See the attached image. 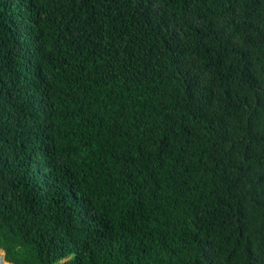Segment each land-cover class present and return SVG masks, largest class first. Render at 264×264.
<instances>
[{"label":"trees","instance_id":"trees-1","mask_svg":"<svg viewBox=\"0 0 264 264\" xmlns=\"http://www.w3.org/2000/svg\"><path fill=\"white\" fill-rule=\"evenodd\" d=\"M262 105L264 0H0L5 260L259 264Z\"/></svg>","mask_w":264,"mask_h":264},{"label":"snow or ice","instance_id":"snow-or-ice-1","mask_svg":"<svg viewBox=\"0 0 264 264\" xmlns=\"http://www.w3.org/2000/svg\"><path fill=\"white\" fill-rule=\"evenodd\" d=\"M249 123L254 128L257 123L261 126H264V105L260 106L259 109H253L249 116ZM261 210L264 211V205H261ZM72 254L71 258L65 261V264H77V258L72 252L71 249L63 250L57 253L58 256L66 257L69 254ZM256 251L253 249V256L255 257ZM253 264H257L255 260H253ZM259 264H264V258L259 261Z\"/></svg>","mask_w":264,"mask_h":264},{"label":"clouds","instance_id":"clouds-1","mask_svg":"<svg viewBox=\"0 0 264 264\" xmlns=\"http://www.w3.org/2000/svg\"><path fill=\"white\" fill-rule=\"evenodd\" d=\"M7 255V249L6 246L3 244L2 241H0V256H6ZM72 254L70 253L66 257H61L58 260H56L55 264H65V261L70 259ZM5 264H12L11 261L5 260Z\"/></svg>","mask_w":264,"mask_h":264},{"label":"water","instance_id":"water-1","mask_svg":"<svg viewBox=\"0 0 264 264\" xmlns=\"http://www.w3.org/2000/svg\"><path fill=\"white\" fill-rule=\"evenodd\" d=\"M0 264H5V256H0Z\"/></svg>","mask_w":264,"mask_h":264}]
</instances>
